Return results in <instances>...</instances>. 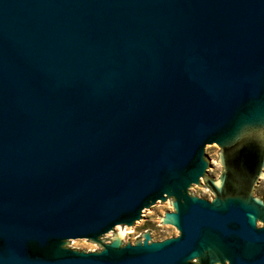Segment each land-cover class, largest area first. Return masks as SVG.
<instances>
[{"label":"water","instance_id":"95a60500","mask_svg":"<svg viewBox=\"0 0 264 264\" xmlns=\"http://www.w3.org/2000/svg\"><path fill=\"white\" fill-rule=\"evenodd\" d=\"M263 169L264 0H0V264H264Z\"/></svg>","mask_w":264,"mask_h":264},{"label":"rangeland","instance_id":"374dc122","mask_svg":"<svg viewBox=\"0 0 264 264\" xmlns=\"http://www.w3.org/2000/svg\"><path fill=\"white\" fill-rule=\"evenodd\" d=\"M211 150L219 165L218 171L214 178V179H217L222 174V167L218 161L219 147L213 148ZM259 197L264 199V188ZM174 212H175V209L171 201L170 207H168V205L165 204L161 206L159 209H157L153 214H151L146 219L140 231L122 229L110 235L109 237H107L108 242L111 243L116 237L119 236L122 239H124L126 244L131 243L135 245L139 241H144L145 233H149L151 237L157 238V242L163 241L165 239L172 238V237H178L180 235V232L176 228L168 227L169 224L163 223V218L165 217L166 213H174ZM122 232L124 233V235L122 234Z\"/></svg>","mask_w":264,"mask_h":264},{"label":"flooded vegetation","instance_id":"af4514ba","mask_svg":"<svg viewBox=\"0 0 264 264\" xmlns=\"http://www.w3.org/2000/svg\"><path fill=\"white\" fill-rule=\"evenodd\" d=\"M214 145H216V144H214ZM218 146V145H217ZM219 147V146H218ZM222 151V149L219 147V153ZM221 165V164H220ZM221 167H222V174H223V172H224V170H225V168L221 165ZM263 172H264V169H263ZM222 174L219 176V178H217V179H214V180H219L220 179V177L222 176ZM262 177H264V174L262 175V176H260L259 177V179H258V181L255 183V185H254V187H253V197L254 198H259V199H261L263 202H264V199L263 198H261V197H258V196H256L255 194H254V191H255V189H256V187L259 185V183H260V181H261V179H262ZM206 186H207V184H206ZM208 187V186H207ZM209 188V187H208ZM210 189V188H209ZM210 191L212 192V190L210 189ZM212 194H213V198H212V200H210L211 202L216 198V196H215V194L212 192ZM208 200V199H207ZM261 227H263V223H261L259 220L257 221V228H261Z\"/></svg>","mask_w":264,"mask_h":264},{"label":"bare ground","instance_id":"6f19581e","mask_svg":"<svg viewBox=\"0 0 264 264\" xmlns=\"http://www.w3.org/2000/svg\"><path fill=\"white\" fill-rule=\"evenodd\" d=\"M122 234L124 235V233L122 232Z\"/></svg>","mask_w":264,"mask_h":264}]
</instances>
